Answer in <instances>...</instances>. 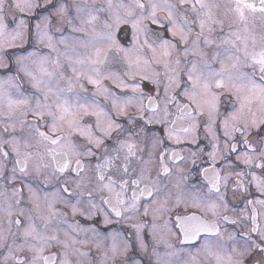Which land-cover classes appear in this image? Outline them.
Listing matches in <instances>:
<instances>
[{"label":"snow or ice","instance_id":"6c2138e0","mask_svg":"<svg viewBox=\"0 0 264 264\" xmlns=\"http://www.w3.org/2000/svg\"><path fill=\"white\" fill-rule=\"evenodd\" d=\"M0 264H264V0H0Z\"/></svg>","mask_w":264,"mask_h":264}]
</instances>
